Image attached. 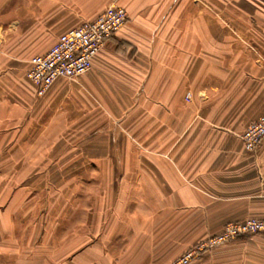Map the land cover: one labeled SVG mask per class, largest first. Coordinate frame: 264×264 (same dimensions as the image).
Returning <instances> with one entry per match:
<instances>
[{"label":"crops","instance_id":"crops-1","mask_svg":"<svg viewBox=\"0 0 264 264\" xmlns=\"http://www.w3.org/2000/svg\"><path fill=\"white\" fill-rule=\"evenodd\" d=\"M111 6L90 69L40 94L31 59ZM262 115L264 0H0V264H171L264 218ZM190 264H264V233Z\"/></svg>","mask_w":264,"mask_h":264},{"label":"built area","instance_id":"built-area-1","mask_svg":"<svg viewBox=\"0 0 264 264\" xmlns=\"http://www.w3.org/2000/svg\"><path fill=\"white\" fill-rule=\"evenodd\" d=\"M121 6L107 8L94 20L62 35L49 51L31 59L28 77L38 85L42 94L58 78L73 79L88 71L93 57L128 21ZM190 93L186 98L189 99ZM245 147L256 150L264 140V115L246 126L241 134ZM264 233V218H246L231 222L218 234L192 245L171 264H190L200 255L227 243L238 236Z\"/></svg>","mask_w":264,"mask_h":264}]
</instances>
